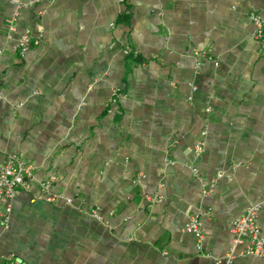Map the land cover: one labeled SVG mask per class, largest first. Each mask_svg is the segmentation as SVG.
Instances as JSON below:
<instances>
[{
	"label": "crops",
	"instance_id": "crops-1",
	"mask_svg": "<svg viewBox=\"0 0 264 264\" xmlns=\"http://www.w3.org/2000/svg\"><path fill=\"white\" fill-rule=\"evenodd\" d=\"M29 2L0 0V165L32 166L2 260L215 264L253 203L264 236V37L249 19L264 0ZM25 30L37 44L20 55Z\"/></svg>",
	"mask_w": 264,
	"mask_h": 264
},
{
	"label": "built area",
	"instance_id": "built-area-1",
	"mask_svg": "<svg viewBox=\"0 0 264 264\" xmlns=\"http://www.w3.org/2000/svg\"><path fill=\"white\" fill-rule=\"evenodd\" d=\"M44 1L53 0H30L29 5L36 6ZM249 19L254 27L253 37L256 40L263 41V20L255 12H250ZM34 44H37V41L32 40L30 32L25 30V32L18 38L16 48L18 53L23 55L24 52ZM123 54L135 55L136 52H132L128 48H125L123 50ZM119 96V92L117 90H113L111 96L108 99V105H114L117 102ZM204 134V132H201V135ZM203 144V140H199L195 143L193 147V152L195 155L198 156L202 152ZM193 173L196 174V171L193 170ZM31 179L32 166L24 162L17 153H11L4 158L2 164L0 165V224L2 226L6 227L9 220L11 202L20 191L26 190L29 187ZM53 180L54 177L46 180L42 184V188H50ZM55 197L56 196H47L45 200L51 202ZM145 200L154 202L157 200V198L154 196H146ZM70 201L71 200L67 199L65 204H69ZM260 209V204H250L242 216L232 221L229 229L230 242L228 250L221 258L215 260V264H233L234 261L240 256L264 258V236L261 234L257 225V217ZM92 215L95 217L94 212H92ZM184 231L194 235L197 242L196 248L200 251L201 241L203 239L201 230V215L195 214L190 216L184 223ZM0 264L23 263L19 262L13 256H8L5 260L0 258Z\"/></svg>",
	"mask_w": 264,
	"mask_h": 264
}]
</instances>
